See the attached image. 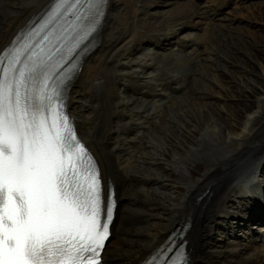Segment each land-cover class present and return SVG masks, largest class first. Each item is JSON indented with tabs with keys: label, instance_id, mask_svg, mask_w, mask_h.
Wrapping results in <instances>:
<instances>
[{
	"label": "bare ground",
	"instance_id": "obj_1",
	"mask_svg": "<svg viewBox=\"0 0 264 264\" xmlns=\"http://www.w3.org/2000/svg\"><path fill=\"white\" fill-rule=\"evenodd\" d=\"M146 1L134 0L130 14L126 0H110L70 91L68 112L115 193L102 264H139L179 221H191L184 237L189 264H264V129L253 132L264 127V89L242 124L220 115L235 119L223 104L233 83L255 91L246 64L231 57L244 50L238 41L249 28L228 27L212 39L224 26L214 21L222 0L208 10L190 0L186 14L143 21ZM47 2L0 0V49ZM260 8L248 9L251 18L253 11L264 18ZM231 61L243 69L230 70ZM165 158L174 177L161 170ZM188 168L205 171L193 180ZM173 178L185 188L182 196L170 189Z\"/></svg>",
	"mask_w": 264,
	"mask_h": 264
},
{
	"label": "snow or ice",
	"instance_id": "obj_2",
	"mask_svg": "<svg viewBox=\"0 0 264 264\" xmlns=\"http://www.w3.org/2000/svg\"><path fill=\"white\" fill-rule=\"evenodd\" d=\"M105 0H53L0 54V264H102L116 201L65 112ZM174 233L147 264H183Z\"/></svg>",
	"mask_w": 264,
	"mask_h": 264
},
{
	"label": "rangeland",
	"instance_id": "obj_3",
	"mask_svg": "<svg viewBox=\"0 0 264 264\" xmlns=\"http://www.w3.org/2000/svg\"><path fill=\"white\" fill-rule=\"evenodd\" d=\"M157 1H162V0H157ZM197 1H199L200 3H204V4L207 3V2H205V0H197ZM260 5H264V0H231L230 4L223 9L227 12L228 16L236 17V19H237L236 27L242 25V26H245L246 28H249L248 31L250 32V35L242 38L241 41L240 40L238 41V43L243 45V49L245 51L243 50L241 53H238V54H235V53L231 54V57H235L239 60V62L245 63L247 76L252 77V79L256 80L254 92H252L250 89H246V90L241 89V87H239V85H237L236 83H233L231 96H226L223 100V104H225V107L228 106L229 109L228 108L227 109L230 110L231 114L235 117V119L233 120V118H230L229 115L221 112L220 115L224 121H228V122L238 121L240 124H242L241 122L247 116L246 114L251 112V111L252 112L255 111L256 99L259 96V94L262 93V92H260V90L264 89V75H263V71L261 70V67H259V66L264 65V18H263V15H261L260 13L253 11V13H254L253 17L257 18L255 20L254 18H251V13L248 10V9H253L254 6H255V9H258L261 7ZM156 8H165V7L162 5V2H160V4H158V6H156L152 10H155ZM177 9L181 10L179 7H177ZM260 9H262L261 11H263V14H264V7L260 8ZM156 12L157 11H154L153 13H156ZM226 33L227 32H225L223 34H226ZM222 40H223V38H221V41ZM229 67H231L230 70L236 71V73H237L238 69H243V66L236 65L232 61H231V63H229ZM226 77H228V75H226ZM228 80H229V78H228ZM252 85H253V83H251V85H249V86H252ZM226 115H227L228 119H227ZM262 117H264V114L262 115ZM256 122H258V121H256ZM261 122H264V120L262 119ZM263 129H264V127H263V123H262L259 126L253 127V132H258V131L262 132ZM256 137L258 138L259 134H257ZM185 140H186L187 144L192 143L191 138L186 137ZM165 156H167L169 158V160L171 159L170 152H169V154H167ZM167 161H168V159L165 158V161L163 163L165 164ZM195 163H196V161H194L192 164L194 165ZM192 164L190 165V167H192ZM161 170H162L163 174H165L167 176H173L174 177L173 172L171 170H169V167L167 164L162 166ZM207 170H211L213 172L216 171L214 166H210L209 169H207ZM189 171H191V169L188 168L187 174H189ZM204 171H205V168H204V170L202 169V171L197 172V173H194L192 171V173L189 175L191 178L193 177V180H195L196 177L202 176ZM194 175H195V178H194ZM186 178H189V177L186 175ZM169 180L172 183H176V186L170 185V189L173 192H178L179 196H182L184 194L183 192H185V190H184L185 188L180 186V184L177 183L174 178L169 179ZM263 182H264V180H263Z\"/></svg>",
	"mask_w": 264,
	"mask_h": 264
}]
</instances>
